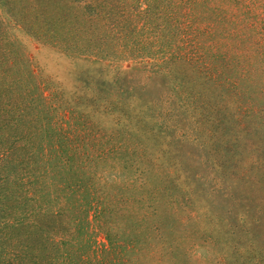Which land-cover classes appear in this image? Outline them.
Wrapping results in <instances>:
<instances>
[{
    "label": "rangeland",
    "instance_id": "obj_1",
    "mask_svg": "<svg viewBox=\"0 0 264 264\" xmlns=\"http://www.w3.org/2000/svg\"><path fill=\"white\" fill-rule=\"evenodd\" d=\"M166 3L0 0L1 145L52 182L45 214L1 206L2 256L68 236V264H141L160 237L157 264H264V86L234 88L213 33ZM30 132L44 151L20 155Z\"/></svg>",
    "mask_w": 264,
    "mask_h": 264
},
{
    "label": "trees",
    "instance_id": "obj_2",
    "mask_svg": "<svg viewBox=\"0 0 264 264\" xmlns=\"http://www.w3.org/2000/svg\"><path fill=\"white\" fill-rule=\"evenodd\" d=\"M166 2L165 8L163 9L164 17H168L170 20H177L182 13L186 11V13L190 14L189 20L192 26L198 27V29L200 28L202 31L206 29L207 33H213L214 40L217 42V48L222 50L219 60L225 63L231 59L233 63L232 71L235 76L230 81L234 88H238V80L241 78L243 80L240 83L244 85L251 84L256 87L264 86V65L260 67L256 61L258 58H254L256 56L255 49L243 50L246 48L245 43L250 39L256 40L258 37V39L262 40L261 42H264V0H166ZM125 12L126 9L122 8L120 17H123ZM202 17L207 20V23L203 22ZM124 23L126 26L124 28L127 29L129 27H131V29H136L138 27L133 24V21L129 23L125 21ZM244 33L248 34V36H245ZM258 34L260 35L256 36ZM230 41L234 44H231ZM219 45L222 47H219ZM250 48L252 47L250 46ZM261 51L264 57V46L261 47ZM262 60L264 61V58ZM259 61L261 62V60ZM256 63L258 65H256ZM245 72L248 73V75H243ZM242 88L245 90L247 85ZM46 96L47 95H45V98ZM0 98L2 99L3 97L0 96ZM20 102L21 101L16 104L18 105ZM5 103L6 102L3 104ZM16 104L14 103L11 108L14 106V108L18 110ZM2 109H4L3 105L0 104V112ZM66 117V114L63 113L57 118L63 120ZM24 134L19 133V135H23L21 136L22 140L25 139L26 134ZM18 140L17 147L19 148L22 146L19 150L20 155L28 152L34 156L36 154V147L37 152L40 151L43 153L44 151L41 147V144H43V142H41L42 139H38L32 132L28 133L27 140L22 143ZM1 141L0 135V210L2 209L1 206L3 207L4 205L5 207V205H8L9 200L7 199H10L12 203L18 205L25 200L27 203L31 204L32 212L33 210H38L39 213H47L49 198L50 200H52V198L50 194H48L46 198L44 189L48 190V193H51L52 182L50 184L45 181V179H43L44 177L36 174L33 168L27 170L25 165L21 166L23 168L19 170L20 172L14 169L23 163H15L14 166L11 167L10 165L13 161L10 155H8V150L5 145H1ZM4 160L5 163L3 166L2 161ZM41 179L44 185L40 182ZM63 198L65 199L64 202L66 205L64 209L68 213V195L66 194ZM31 211L25 214L26 219L34 218ZM26 219L21 220V224L25 222ZM67 223H65V225L68 226ZM0 229H2V227H0ZM32 232L34 231L32 230ZM155 233H157V231ZM0 235L3 236L2 233H0ZM24 236L26 237V235ZM35 236V234L32 235V241L38 240V237ZM66 238L67 240L65 242H59L57 246L51 245L49 247L50 251L46 250L49 254H47L48 257L45 261H41L40 257L37 255V252L34 250V244L17 245V251H6L4 256H2V249H0V264H68V236ZM159 238L160 237L157 239L147 238L145 246L141 250L142 252H138L140 248L136 250L137 253H142V257L144 258V262L141 264H157L155 263L156 257L153 255L154 246L152 243L156 240L159 241ZM168 255L169 254L162 253L161 256H159L162 260H158V264H164V261L170 257ZM177 263L178 260L174 262V264ZM113 264H116V262H113Z\"/></svg>",
    "mask_w": 264,
    "mask_h": 264
}]
</instances>
